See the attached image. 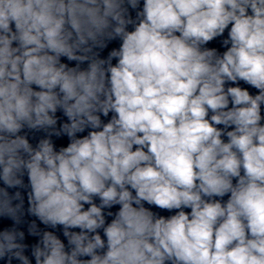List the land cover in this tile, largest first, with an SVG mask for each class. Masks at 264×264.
Returning a JSON list of instances; mask_svg holds the SVG:
<instances>
[{"label": "clouds", "instance_id": "obj_1", "mask_svg": "<svg viewBox=\"0 0 264 264\" xmlns=\"http://www.w3.org/2000/svg\"><path fill=\"white\" fill-rule=\"evenodd\" d=\"M0 264H264V0H0Z\"/></svg>", "mask_w": 264, "mask_h": 264}]
</instances>
